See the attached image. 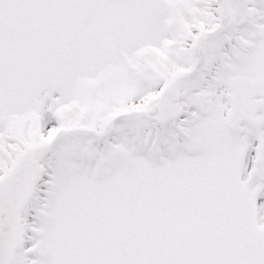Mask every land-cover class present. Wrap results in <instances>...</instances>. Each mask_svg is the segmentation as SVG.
<instances>
[{
  "label": "snow or ice",
  "instance_id": "snow-or-ice-1",
  "mask_svg": "<svg viewBox=\"0 0 264 264\" xmlns=\"http://www.w3.org/2000/svg\"><path fill=\"white\" fill-rule=\"evenodd\" d=\"M0 264H264V0H0Z\"/></svg>",
  "mask_w": 264,
  "mask_h": 264
}]
</instances>
